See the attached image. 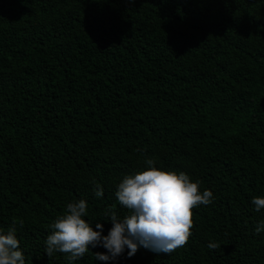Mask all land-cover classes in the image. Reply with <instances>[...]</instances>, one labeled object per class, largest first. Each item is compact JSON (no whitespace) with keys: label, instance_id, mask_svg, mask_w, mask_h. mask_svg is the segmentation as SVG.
Segmentation results:
<instances>
[{"label":"trees","instance_id":"16d2710c","mask_svg":"<svg viewBox=\"0 0 264 264\" xmlns=\"http://www.w3.org/2000/svg\"><path fill=\"white\" fill-rule=\"evenodd\" d=\"M149 158L213 192L187 245L74 264H264V0H0V229L26 264H69L44 251L74 200L107 235Z\"/></svg>","mask_w":264,"mask_h":264},{"label":"clouds","instance_id":"9594fccd","mask_svg":"<svg viewBox=\"0 0 264 264\" xmlns=\"http://www.w3.org/2000/svg\"><path fill=\"white\" fill-rule=\"evenodd\" d=\"M145 164L146 168L124 175L117 185L115 196L129 214L121 217L109 208L104 213L112 225L107 235H102V223L97 221L94 230L92 223L85 219L88 216L86 200H74L67 203L65 211L50 224L52 231L46 238L44 253L48 257L57 252L67 254L69 264H74L98 246L106 250L93 252L100 261H115L125 249L130 258L140 247L171 254L186 246L194 227L193 209L212 203L213 192L201 191L200 181L193 180L184 171L156 167L154 158L147 159ZM94 195L103 196L101 185L96 184ZM251 203L256 211L264 209V196H254ZM19 224L23 227V220ZM261 230L264 223L255 229L257 234ZM16 233L15 227L6 231L0 229V264H26ZM207 246L209 249L221 247L215 241Z\"/></svg>","mask_w":264,"mask_h":264}]
</instances>
